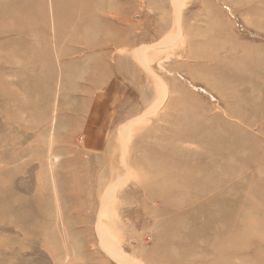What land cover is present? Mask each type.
I'll use <instances>...</instances> for the list:
<instances>
[{
	"label": "rangeland",
	"instance_id": "374dc122",
	"mask_svg": "<svg viewBox=\"0 0 264 264\" xmlns=\"http://www.w3.org/2000/svg\"><path fill=\"white\" fill-rule=\"evenodd\" d=\"M0 264H264V0H0Z\"/></svg>",
	"mask_w": 264,
	"mask_h": 264
}]
</instances>
